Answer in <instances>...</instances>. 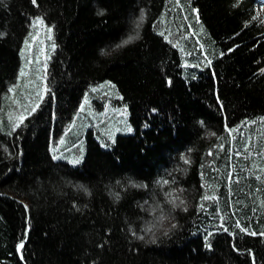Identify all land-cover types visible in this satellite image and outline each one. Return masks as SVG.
<instances>
[{"label": "trees", "instance_id": "obj_1", "mask_svg": "<svg viewBox=\"0 0 264 264\" xmlns=\"http://www.w3.org/2000/svg\"><path fill=\"white\" fill-rule=\"evenodd\" d=\"M262 2L0 0V264H264Z\"/></svg>", "mask_w": 264, "mask_h": 264}, {"label": "rangeland", "instance_id": "obj_2", "mask_svg": "<svg viewBox=\"0 0 264 264\" xmlns=\"http://www.w3.org/2000/svg\"><path fill=\"white\" fill-rule=\"evenodd\" d=\"M35 20H39V25L37 27L39 33L35 32L31 34L27 44H25L22 50V68L25 66V69H21L20 77H18L16 85L14 86L15 90H18L19 94L15 96L13 94L14 90H11L9 93L10 102L13 100L14 106H12V108L8 111L7 119L8 121L10 120L14 123H20L24 117L28 116L29 113L37 107L46 90L44 74L46 70L45 60L50 56V51L48 52L46 47L47 39H49L50 27L43 23V21L39 18H35L32 24H34ZM40 21L42 23H40ZM26 55L27 57H25ZM25 87L29 92V97L25 91L24 93H20L21 89H24ZM32 100H35L34 104H30V106H28L27 103H30ZM116 116L118 117V120L125 118L123 112H120ZM129 129V126L127 129H125L124 126H117L115 127V132L127 133L129 132ZM70 145L72 146V151L58 150L55 158L64 159L71 165H75V163L79 160L80 144L77 140H75Z\"/></svg>", "mask_w": 264, "mask_h": 264}, {"label": "snow or ice", "instance_id": "obj_3", "mask_svg": "<svg viewBox=\"0 0 264 264\" xmlns=\"http://www.w3.org/2000/svg\"><path fill=\"white\" fill-rule=\"evenodd\" d=\"M33 3H35V0H33ZM143 18V17H142ZM131 39H134V37H129V40H125L123 43L124 44H127V43H129V41L131 40ZM117 47H120V45H117ZM129 131H131V129H129ZM78 162V161H77ZM186 163H187V161H185ZM207 198V197H206ZM180 203L182 204L183 203V201H180ZM25 207H27V206H25ZM175 227V226H174ZM141 239H143V237H140ZM23 247V244H21V245H19L18 246V248H22Z\"/></svg>", "mask_w": 264, "mask_h": 264}, {"label": "clouds", "instance_id": "obj_4", "mask_svg": "<svg viewBox=\"0 0 264 264\" xmlns=\"http://www.w3.org/2000/svg\"><path fill=\"white\" fill-rule=\"evenodd\" d=\"M152 242H155L154 240Z\"/></svg>", "mask_w": 264, "mask_h": 264}]
</instances>
